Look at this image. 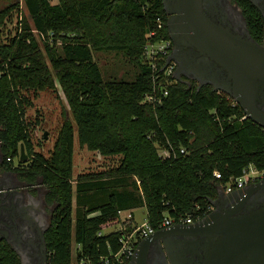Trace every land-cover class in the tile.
<instances>
[{"label":"trees","instance_id":"obj_1","mask_svg":"<svg viewBox=\"0 0 264 264\" xmlns=\"http://www.w3.org/2000/svg\"><path fill=\"white\" fill-rule=\"evenodd\" d=\"M19 1L0 0V28L6 14L19 9ZM232 1L242 9L250 34L262 40L259 8L250 0ZM24 2L37 34L28 26H16L14 34L0 40V152L8 169L24 171L28 183L43 185L47 201L54 204L46 235L54 264L75 262L73 241L80 245L79 253L93 259L107 254L109 247L117 250L120 233L99 232L120 223V209L144 205L148 222L156 228L165 216L203 218L213 210L211 201L220 190L246 166L264 169V128L243 118L246 113L228 93L210 84L199 88L185 76L170 77V82L162 71L163 60L156 69L142 61L149 39L170 38L162 0ZM152 31L156 35L150 36ZM101 51L123 52L138 66L134 78L106 79L94 60V52ZM57 83L71 116L65 112L46 156L36 150L26 110L33 103L30 92L56 89ZM153 91L160 101L145 102ZM76 134L89 149L120 159L108 169L78 176L82 198L95 189L106 197L82 212L77 209L73 228ZM21 144L28 163L15 166L12 161L21 156ZM160 148L171 155L164 156ZM130 177L136 181L132 189L115 184ZM0 264L21 262L14 250L0 243Z\"/></svg>","mask_w":264,"mask_h":264},{"label":"water","instance_id":"obj_2","mask_svg":"<svg viewBox=\"0 0 264 264\" xmlns=\"http://www.w3.org/2000/svg\"><path fill=\"white\" fill-rule=\"evenodd\" d=\"M258 5L256 0H251ZM169 20V32L177 47L195 49L185 59L171 54L178 62L176 78L196 79L199 88L210 84L239 103L246 115L264 128V47L246 28L236 33L203 11V0H182ZM218 70L225 69L222 79ZM261 104H260V103ZM21 144L20 160H27ZM224 196V197H223ZM220 201L227 204L219 207ZM213 210L201 220L175 223L143 238L132 261L146 264L150 244L159 241L171 264H264V180L212 200ZM30 203L35 199L31 195ZM34 212L27 206V216Z\"/></svg>","mask_w":264,"mask_h":264},{"label":"flooded vegetation","instance_id":"obj_3","mask_svg":"<svg viewBox=\"0 0 264 264\" xmlns=\"http://www.w3.org/2000/svg\"><path fill=\"white\" fill-rule=\"evenodd\" d=\"M181 1L162 0L166 17L165 25L168 31L169 20L178 17L179 13H169L165 9L166 2L168 7L173 9ZM256 2L258 3L256 6L264 17V0H256ZM203 11L214 21L230 27L236 33H243L246 28L248 29L242 9L232 0H203ZM251 37L264 47V36L262 40H256L252 35ZM171 41L170 55L176 54L184 59L187 56H193L194 48L185 46L180 50L174 39ZM173 61L176 63L177 70L178 62ZM217 71L222 79L226 77L227 71L225 69H217ZM185 77L196 80L192 77ZM23 173L24 171L8 169V164L4 162L0 152V243L8 245L14 250L18 254L21 264H54L46 237L52 224L54 204L47 201L46 188L41 184L28 183L22 177ZM31 195L35 199L34 204L30 203ZM27 206L29 210L34 212L33 216H27ZM226 206L227 204L220 201L219 207ZM165 249V244L159 241L152 242L146 264H171ZM72 264H76V262ZM127 264L138 263L131 260Z\"/></svg>","mask_w":264,"mask_h":264},{"label":"rangeland","instance_id":"obj_4","mask_svg":"<svg viewBox=\"0 0 264 264\" xmlns=\"http://www.w3.org/2000/svg\"><path fill=\"white\" fill-rule=\"evenodd\" d=\"M52 3H57L58 0H51ZM19 9H12L10 14H6L2 27L0 28V40H5L9 34H14V28L20 26L21 28L27 27L28 30L33 32L34 35L37 31L34 27L33 21L29 16L27 7L24 0L19 1ZM6 6V2L2 4V7ZM149 42V41H148ZM94 60L98 62L101 69L104 72L106 79L121 78L126 80H132L135 76L138 66L131 62L123 52H110L101 51L94 52ZM144 56L142 61H146ZM30 98L33 101L31 105L27 107L26 117L32 124L33 139L36 144V150L41 151L44 155L49 156L54 148L59 130L62 126L65 112L70 113L69 104L66 96L64 95L62 87L57 83L56 89H48L40 91L38 94L30 92ZM145 100V99H144ZM164 148H160L159 152H164ZM119 156H104L98 151L91 150L87 145L80 143L78 135L75 137L74 147V168H73V186H74V209H73V228L75 221L78 217L77 209L82 212L86 205L100 204L105 200L106 195L103 192H88L85 196H89L88 202L85 203V196L82 198L77 192V178L82 174L98 172L108 169L111 166L117 164ZM15 166L21 164L26 166L27 160H20V157H14L13 161ZM123 186L120 189H132L133 183L136 182L134 177L120 179ZM127 185L125 186V184ZM140 193L139 190L136 191ZM135 222L137 225L143 224L147 220L146 209L143 206H138L134 209ZM120 227V224H116L109 228L102 230L103 234L110 233ZM72 253L76 249V242L73 241Z\"/></svg>","mask_w":264,"mask_h":264},{"label":"built area","instance_id":"obj_5","mask_svg":"<svg viewBox=\"0 0 264 264\" xmlns=\"http://www.w3.org/2000/svg\"><path fill=\"white\" fill-rule=\"evenodd\" d=\"M163 21L159 18V27H163ZM156 35V31H152L150 36ZM149 42L146 43L145 46V57L154 69L157 68V61L163 60L162 71L164 73L165 78L172 82V78H176V63L173 60H169L170 56V46H171V38H159L156 40L149 39ZM155 91V90H154ZM150 93L146 96L145 102H155L157 99L160 101V97L156 94ZM220 91V90H219ZM167 94V91L164 92ZM228 98L233 99V104H239L234 97L229 95ZM248 117L246 114L243 118ZM175 152L176 151L173 149ZM181 154L185 153V148L180 149ZM164 156H170L171 152L168 149H165L164 152H161ZM11 158L9 157L8 160ZM215 176L217 178H221V172L215 171ZM264 180V169L260 170L256 168L253 164H249L246 166L241 176L230 180L225 186V193H231L235 190L243 189L247 185L254 184L259 181ZM139 182V181H138ZM213 209V207H212ZM120 215V227L112 232H119V248L117 250H113L112 247H109V251L107 254H101L98 258L93 259L88 255H82L79 253L80 245L76 244V249L74 251V256L76 257V264H127L130 262L136 254V250L140 241L146 236L154 233L156 230L168 227L175 223L182 224H190L194 223L202 218L196 219L192 215L186 217H180L179 220H175L169 216H165L159 228L152 226L148 220H146L143 224L137 225L135 222L134 213L131 210H123L120 209L118 211ZM99 235H103V232L100 231Z\"/></svg>","mask_w":264,"mask_h":264},{"label":"crops","instance_id":"obj_6","mask_svg":"<svg viewBox=\"0 0 264 264\" xmlns=\"http://www.w3.org/2000/svg\"><path fill=\"white\" fill-rule=\"evenodd\" d=\"M116 181V180H115ZM138 183V182H137ZM116 185L118 184V185H123L122 184V182H116L115 183ZM74 204V203H73ZM140 206H143V207H145L144 205H140ZM136 207H133V208H129V209H127V210H131L133 213H134V209H135ZM134 216H135V213H134Z\"/></svg>","mask_w":264,"mask_h":264}]
</instances>
